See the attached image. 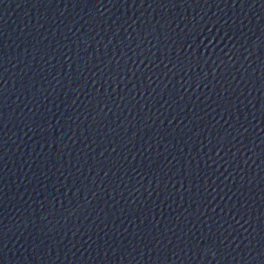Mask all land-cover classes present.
<instances>
[{"label": "water", "instance_id": "obj_1", "mask_svg": "<svg viewBox=\"0 0 264 264\" xmlns=\"http://www.w3.org/2000/svg\"><path fill=\"white\" fill-rule=\"evenodd\" d=\"M0 136L264 264V0H0Z\"/></svg>", "mask_w": 264, "mask_h": 264}, {"label": "snow or ice", "instance_id": "obj_2", "mask_svg": "<svg viewBox=\"0 0 264 264\" xmlns=\"http://www.w3.org/2000/svg\"><path fill=\"white\" fill-rule=\"evenodd\" d=\"M215 245H216V242L212 241L210 244L203 246L205 253L212 252L215 255L216 252L213 250L215 248Z\"/></svg>", "mask_w": 264, "mask_h": 264}]
</instances>
